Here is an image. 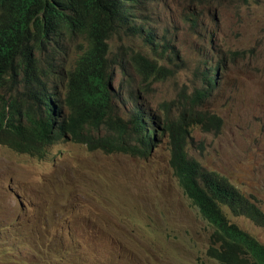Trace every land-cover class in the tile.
<instances>
[{"label": "rangeland", "instance_id": "1", "mask_svg": "<svg viewBox=\"0 0 264 264\" xmlns=\"http://www.w3.org/2000/svg\"><path fill=\"white\" fill-rule=\"evenodd\" d=\"M144 16L156 40L164 35L166 42L158 41L163 47L154 51L144 34L111 40L114 108L126 115L133 100L122 104L121 98L141 88L154 113L168 110L176 118L198 93L197 109L222 122L192 125L190 155L264 211V0H157ZM55 47L43 50L51 57L43 62L47 85L67 80L87 42L75 36ZM135 51L173 74L145 88L131 60ZM6 91L14 109L34 106L21 85ZM169 159L165 139L147 156L92 151L71 139L55 143L45 159L0 145V214L14 215L22 196L58 204L50 219L82 253L83 264H219L207 255L213 227L185 194ZM231 219L264 242L263 226L243 215Z\"/></svg>", "mask_w": 264, "mask_h": 264}, {"label": "trees", "instance_id": "2", "mask_svg": "<svg viewBox=\"0 0 264 264\" xmlns=\"http://www.w3.org/2000/svg\"><path fill=\"white\" fill-rule=\"evenodd\" d=\"M155 1L0 0V142L44 155L54 139L67 136L92 151L147 156L165 139L179 183L213 227L207 255L219 264H264V242L231 219V215H243L264 227V211L251 195L218 171L205 168L188 151L193 124L222 122L219 116L197 109L200 95L194 94L176 118L168 110L162 115L154 113L141 88L121 98L122 104L133 100L126 115L113 106L110 42L122 33L144 34L154 51H159L163 44L158 41L166 42V38L163 35L156 40L157 30L142 16L144 6ZM74 35H83L87 47L68 70L67 80L48 88L43 81V62L51 63V57L43 50L56 52L57 44ZM131 60L145 88L173 74V69L140 52ZM119 67L125 71L121 63ZM16 83L37 101L50 94L54 112L60 108L61 113L53 114L49 121L38 118L27 127L13 123L2 91ZM54 208L48 201L33 203L22 196L14 218L0 214V264L85 263L79 249L65 241L51 221L49 214Z\"/></svg>", "mask_w": 264, "mask_h": 264}, {"label": "clouds", "instance_id": "3", "mask_svg": "<svg viewBox=\"0 0 264 264\" xmlns=\"http://www.w3.org/2000/svg\"><path fill=\"white\" fill-rule=\"evenodd\" d=\"M144 10H145V6H144ZM144 10H143V13H142V16L144 14ZM144 18V17H143ZM120 36H128V35H131V34H119ZM75 36H82L84 37L83 35H74V36H68L67 38H64L66 40H69L70 38H73ZM142 36V35H141ZM85 38V37H84ZM86 39V38H85ZM86 42H87V39H86ZM136 53L135 52H132L131 56ZM141 53V52H140ZM143 54V53H142ZM118 66L120 63H117ZM161 64V63H160ZM123 65V64H122ZM163 65V64H161ZM165 66V65H164ZM112 69V68H111ZM121 69V68H120ZM172 75V74H171ZM44 81V80H43ZM61 82L59 83H56V84H51V85H47L46 83V86L48 88H51L52 86L54 85H57V84H61ZM16 84H19L23 87L22 84L20 83H16ZM9 85V84H8ZM7 86V85H6ZM6 86H4V89L2 91V96L4 98V103L6 105V108L7 110L10 112V116L12 118V122L15 123V124H18V125H22V126H29L31 125V123H33L35 120H37L38 118H46L48 121L51 120L54 112H53V105L51 104L52 102V98L50 97V94H45V95H42L40 96L39 98V101H37L36 98H32L29 97L33 100V103H34V106L32 107L31 110L27 111V112H24L22 111L20 108H16V103L15 101H13V99H11L10 97L7 96V91H6ZM24 88V87H23ZM25 89V88H24ZM26 91V89H25ZM27 93V91H26ZM28 94V93H27ZM131 100V99H130ZM122 103V102H121ZM61 113V110L60 108H57L56 109V114L59 115ZM123 115V114H122ZM124 116V115H123ZM101 134H104V131L101 132ZM70 139L67 138V136H58L56 139H54V142H52L50 145H48L46 147V151H45V154L44 155H41V153H31V152H27V151H19L15 148H13L12 146H10L9 144L7 143H3V142H0V145H3V146H6L8 147L9 149H11L12 151H15L17 153H20V154H27V155H30L32 157H36V158H39V159H45L48 155H49V152H50V149L51 147L57 143L58 141L60 140H68ZM72 140V139H71ZM74 141V140H73ZM76 142V141H75ZM79 143V142H78ZM83 144V143H82ZM85 145V144H84ZM87 147V146H86ZM88 148V147H87ZM220 173V172H219ZM223 175V174H222ZM47 201V200H45ZM49 202V201H48ZM51 203L52 205H54L55 207L58 206V204L56 203H53V202H49ZM16 215V213L14 215H11L9 214L10 217L14 218Z\"/></svg>", "mask_w": 264, "mask_h": 264}, {"label": "bare ground", "instance_id": "4", "mask_svg": "<svg viewBox=\"0 0 264 264\" xmlns=\"http://www.w3.org/2000/svg\"><path fill=\"white\" fill-rule=\"evenodd\" d=\"M185 57V56H184ZM53 112H54V110H53ZM56 116V112H54V117ZM56 120H58V118L56 119Z\"/></svg>", "mask_w": 264, "mask_h": 264}]
</instances>
